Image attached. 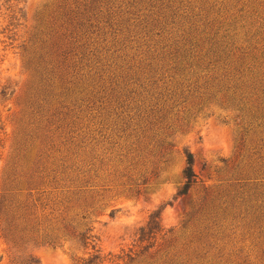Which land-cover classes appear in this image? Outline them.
Returning a JSON list of instances; mask_svg holds the SVG:
<instances>
[{"label":"rangeland","instance_id":"rangeland-1","mask_svg":"<svg viewBox=\"0 0 264 264\" xmlns=\"http://www.w3.org/2000/svg\"><path fill=\"white\" fill-rule=\"evenodd\" d=\"M225 28L264 51V0H0V264H134L151 214L174 264H264V63L208 64Z\"/></svg>","mask_w":264,"mask_h":264},{"label":"trees","instance_id":"trees-1","mask_svg":"<svg viewBox=\"0 0 264 264\" xmlns=\"http://www.w3.org/2000/svg\"><path fill=\"white\" fill-rule=\"evenodd\" d=\"M69 18L70 17H67L66 21L67 20L69 21ZM75 23L78 26H80L82 24V22H80V21H76ZM155 23L157 24V22H154L152 25H155ZM151 29L152 28L148 29L147 31H151ZM227 29H229V28L223 29L222 33L219 36L216 35L217 33H214V36L218 37V40L215 43L217 45L216 50L219 51V54H217L215 60H212V62L208 63V64L221 66L220 68H222L226 71H229L228 72L229 76H232V78H235L236 80L240 81V79H242V77L245 75V73L252 74V70L250 67H252V64L254 62L255 63L258 62V56H256V53H259V58L262 59V62H258V64L264 63V51L256 46V44H257L255 42L256 35L251 33V31L249 29L243 30L242 33H240V31H239V33H238V31H235V33H232V34L228 33ZM232 29H234V28L232 27ZM230 31H231V29H230ZM154 34L157 36L158 31H155ZM210 39L211 38H209V40ZM238 39L243 42L245 47H243V45H241V46L238 45V42H237ZM206 42H207V40L204 39V41L202 43H206ZM31 45H32V42H31ZM52 53H54V52H52ZM180 56H183V59L181 58V60L188 61L187 55H180ZM43 58L44 57L40 54H37V57L36 56L34 57V55H33L32 59L28 57L27 63H29V65L33 64V67H37V68L41 69V71H43V70L46 71L47 70L46 64H50V63L49 62L46 63V61ZM82 59L83 58H81V60ZM172 63L173 64L169 65V67L166 69V71H171L172 73H174L177 76H180L181 74L184 73V71L186 69L190 68V66H188V67L182 66L181 67V65H180L181 61H176V62H172ZM192 63L195 65H199V63H197V62H192ZM262 68L264 69V64H263ZM196 69H198L197 66H196ZM129 70L130 69L128 68V71ZM49 72L50 73L52 72L51 68H49ZM263 75H264V73H263ZM126 76H124L123 79H121L118 82L120 85L119 89L124 91V93L117 95L114 99V105L113 106L115 107V113L117 116L118 115L121 116L122 114H124V112L126 110V109H124V108H126L124 101L119 99V98H121L120 96H125V94H127V93L129 94V93H132L134 91L131 88H128V87H130L129 84H132V83L138 84L140 79H145V77L144 76L142 77L140 74H137V76H136V73H133L128 78ZM112 83L117 85L116 81L112 82ZM44 94H45V92L42 89L37 90L34 93L35 97L38 95L40 96V95H44ZM122 119H124V118L121 117V120ZM128 119H130V118H128ZM165 146L161 145V146H159V148L161 150L165 151L167 149V144ZM191 164H192V155L190 152L186 151V152H184V167L181 170L183 181H182L181 187L179 188V190L177 191V194H176V196H178V197L185 195L186 192L188 191V188L190 187V185H192L193 183L196 182V180H195L196 177L192 171ZM62 230L66 234H68V235L70 234L82 246L90 245L91 248H93L95 246V243H93V239H95V237L91 234H88V231H90V229H88V228L82 232H75L71 228L70 225L65 224V225H62ZM159 230H160V227L157 223V215H155V214L149 215L147 221L145 222V225L142 226L138 231L137 240L139 242H144V244H142L139 247L137 252L132 253V256L126 255L127 263H132L135 260V258L138 257L139 259L137 261H134L135 262L134 264H174L173 263L174 260L172 259V257H174V254L171 252L173 250L172 249L173 239H170V238L163 239V236H162L161 242L154 244L155 234ZM40 241H41V243L43 242L46 244H50V243H52L53 239L48 235H44L40 239ZM98 259H99V257L97 255H90L87 258H79L75 262V264H96V262L97 263L100 262Z\"/></svg>","mask_w":264,"mask_h":264}]
</instances>
